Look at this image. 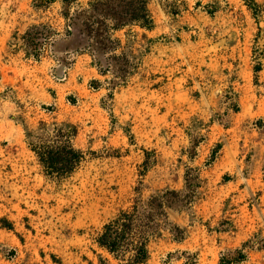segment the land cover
Segmentation results:
<instances>
[{
    "label": "rangeland",
    "instance_id": "obj_1",
    "mask_svg": "<svg viewBox=\"0 0 264 264\" xmlns=\"http://www.w3.org/2000/svg\"><path fill=\"white\" fill-rule=\"evenodd\" d=\"M103 1L0 0V264H122L96 238L133 209L140 264H264V0H146L118 29L99 9L130 1ZM38 143L83 159L49 176Z\"/></svg>",
    "mask_w": 264,
    "mask_h": 264
},
{
    "label": "trees",
    "instance_id": "obj_2",
    "mask_svg": "<svg viewBox=\"0 0 264 264\" xmlns=\"http://www.w3.org/2000/svg\"><path fill=\"white\" fill-rule=\"evenodd\" d=\"M107 1L97 2V4L93 5V8L96 9L95 7L104 5ZM129 1V4L118 5V7L120 6L118 10L99 9L100 17H102L104 22L108 20L115 29L129 23L147 24L149 19L146 17V0ZM103 20L102 23H104ZM90 21L92 22V20ZM71 24L76 26L75 30L80 35H89V32H86L89 28L88 26L82 28L73 21ZM99 30L100 27L96 28L95 33L96 31L99 32ZM68 32L70 33V31ZM97 40L95 37L96 42H98ZM31 148L45 174L49 176L62 177L68 175L76 169L83 159L82 152L71 145L51 146L38 143ZM147 221L145 222L140 218L135 209L122 211L103 225L96 238V243L122 264H140L147 258V245L152 233L151 220L148 219ZM245 257L246 254L242 250H237L233 256H221L219 264L236 263L243 261Z\"/></svg>",
    "mask_w": 264,
    "mask_h": 264
}]
</instances>
